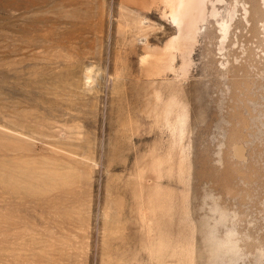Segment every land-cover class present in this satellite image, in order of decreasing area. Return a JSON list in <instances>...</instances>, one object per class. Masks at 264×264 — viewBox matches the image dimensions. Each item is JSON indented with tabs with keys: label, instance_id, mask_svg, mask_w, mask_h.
I'll use <instances>...</instances> for the list:
<instances>
[{
	"label": "rangeland",
	"instance_id": "rangeland-1",
	"mask_svg": "<svg viewBox=\"0 0 264 264\" xmlns=\"http://www.w3.org/2000/svg\"><path fill=\"white\" fill-rule=\"evenodd\" d=\"M0 264H264V0H0Z\"/></svg>",
	"mask_w": 264,
	"mask_h": 264
}]
</instances>
